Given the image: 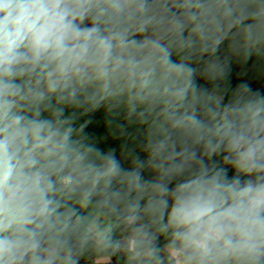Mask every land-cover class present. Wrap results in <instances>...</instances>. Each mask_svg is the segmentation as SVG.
<instances>
[{
	"label": "clouds",
	"instance_id": "obj_1",
	"mask_svg": "<svg viewBox=\"0 0 264 264\" xmlns=\"http://www.w3.org/2000/svg\"><path fill=\"white\" fill-rule=\"evenodd\" d=\"M253 57L264 0H0V264H264Z\"/></svg>",
	"mask_w": 264,
	"mask_h": 264
},
{
	"label": "trees",
	"instance_id": "obj_2",
	"mask_svg": "<svg viewBox=\"0 0 264 264\" xmlns=\"http://www.w3.org/2000/svg\"><path fill=\"white\" fill-rule=\"evenodd\" d=\"M231 78L233 85L247 81L253 89L264 91V61H258L253 57L246 64L234 63ZM103 123V114L96 113L93 117V124L86 130L93 135H99L104 132ZM102 259L109 261L101 262ZM80 264H124V257L122 254L113 255L103 250L92 251L81 260Z\"/></svg>",
	"mask_w": 264,
	"mask_h": 264
},
{
	"label": "rangeland",
	"instance_id": "obj_3",
	"mask_svg": "<svg viewBox=\"0 0 264 264\" xmlns=\"http://www.w3.org/2000/svg\"><path fill=\"white\" fill-rule=\"evenodd\" d=\"M101 262H107V261H109L108 259H102V260H100Z\"/></svg>",
	"mask_w": 264,
	"mask_h": 264
}]
</instances>
